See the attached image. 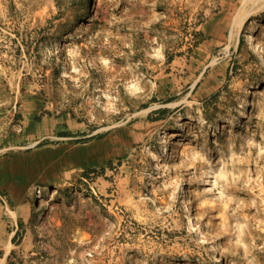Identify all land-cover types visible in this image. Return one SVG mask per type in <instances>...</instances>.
Returning <instances> with one entry per match:
<instances>
[{
    "label": "rangeland",
    "instance_id": "1",
    "mask_svg": "<svg viewBox=\"0 0 264 264\" xmlns=\"http://www.w3.org/2000/svg\"><path fill=\"white\" fill-rule=\"evenodd\" d=\"M25 161L0 264H264V0H0V187Z\"/></svg>",
    "mask_w": 264,
    "mask_h": 264
},
{
    "label": "crops",
    "instance_id": "2",
    "mask_svg": "<svg viewBox=\"0 0 264 264\" xmlns=\"http://www.w3.org/2000/svg\"><path fill=\"white\" fill-rule=\"evenodd\" d=\"M24 159H29L30 157H20ZM19 164L18 171L8 170V185L1 186V191L10 198L15 204L14 209L20 214H27L29 210L28 196L31 190V186L38 180L30 171V165L25 161L24 166ZM18 165V164H17ZM21 165V166H20ZM42 167V165H40ZM39 168V167H35ZM22 218V217H20Z\"/></svg>",
    "mask_w": 264,
    "mask_h": 264
},
{
    "label": "bare ground",
    "instance_id": "3",
    "mask_svg": "<svg viewBox=\"0 0 264 264\" xmlns=\"http://www.w3.org/2000/svg\"><path fill=\"white\" fill-rule=\"evenodd\" d=\"M174 135V134H173Z\"/></svg>",
    "mask_w": 264,
    "mask_h": 264
}]
</instances>
